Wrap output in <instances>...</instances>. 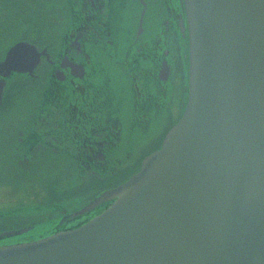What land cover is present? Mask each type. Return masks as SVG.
Listing matches in <instances>:
<instances>
[{
    "label": "water",
    "instance_id": "obj_1",
    "mask_svg": "<svg viewBox=\"0 0 264 264\" xmlns=\"http://www.w3.org/2000/svg\"><path fill=\"white\" fill-rule=\"evenodd\" d=\"M184 2L190 98L161 149L77 214L113 201L103 212L0 246V264H264V0ZM41 55L29 42L9 49L0 105L5 79L33 74ZM253 120L261 129L249 133ZM198 174L204 182L194 186Z\"/></svg>",
    "mask_w": 264,
    "mask_h": 264
},
{
    "label": "flooded vegetation",
    "instance_id": "obj_2",
    "mask_svg": "<svg viewBox=\"0 0 264 264\" xmlns=\"http://www.w3.org/2000/svg\"><path fill=\"white\" fill-rule=\"evenodd\" d=\"M18 2L4 11H19L15 8ZM184 3L60 0L58 7L54 4L57 13L55 9L51 24H40L32 17L19 18L17 39L12 45L7 46L1 35L0 48L5 50H0V62L20 41L35 45L42 55L33 74L13 72L5 79L0 106V174L11 180L22 178L23 195L8 207L20 208L19 216H14V221L2 218L0 234L29 230L25 236L0 237V246L40 239L35 226L46 217L51 221L56 202L72 193L85 194L82 185L72 180L74 176L84 180L90 166L100 174L106 163L121 161L123 167L116 170V175H131L160 147L167 131L164 135L148 134L152 126L148 103L167 113L165 125L169 129L181 118L189 98L190 44ZM106 8H114L116 13L109 21H101ZM24 28L30 31L28 36ZM120 45L127 50L120 52ZM92 48L114 52L117 64L127 71L126 89L100 74L98 55H93ZM73 66L81 70L75 72ZM120 108L121 113L112 114ZM122 124L133 128L138 140L133 145L129 134L124 133L120 145H107L113 134L121 136L118 127ZM62 161L77 162V167L68 169ZM46 168L51 173L42 180ZM31 201L42 203L45 209L29 210ZM84 217L64 211L61 224L75 225Z\"/></svg>",
    "mask_w": 264,
    "mask_h": 264
},
{
    "label": "rangeland",
    "instance_id": "obj_3",
    "mask_svg": "<svg viewBox=\"0 0 264 264\" xmlns=\"http://www.w3.org/2000/svg\"><path fill=\"white\" fill-rule=\"evenodd\" d=\"M7 3H3L2 0H0V37L1 35L4 36V40L6 41V45L9 46L10 44L12 45V42H14L17 39V35H18V19L19 18H24V20H27L28 18L30 19V17L35 18L36 21H38L40 24L42 23L43 25H48L51 24L50 18H52L55 14V7L54 4H57L56 6L58 7L60 4V0H6ZM19 1V2H18ZM18 2V5L15 7L16 9L20 8L19 11H11V13L4 11L7 10L9 8L13 7V4ZM29 4H28V3ZM5 8V9H4ZM1 12H3L4 15L1 14ZM56 13H57V9H56ZM24 35L28 36L29 32L27 29L24 28ZM2 48H0L1 50ZM5 49H2V51ZM131 131H129V137L133 143V145L135 144V141L138 140V137L134 136V131L133 128L130 129ZM132 162V161H130ZM61 163L66 164V161H62ZM121 164V161H120ZM129 165H132V163ZM109 168H107L106 171H108L109 173H111L112 177L115 179H120V175H116V170L114 169V165H112V163H110ZM121 166L123 167V163L121 164ZM134 167H132L133 169ZM48 168L45 169L44 172H42L43 174H41L40 179L43 180V178H46L45 176H49L50 175V171H46ZM57 170H59V167L56 168ZM113 169V170H112ZM60 171V170H59ZM104 171V172H106ZM59 173V172H57ZM99 178L95 180V182L100 181L102 179L101 176H98ZM120 177V178H118ZM87 181L85 182H81L80 180L76 179L73 177L72 183H76L79 182L80 185H82L83 189H85V192L91 191L90 189H86L85 186L89 181V175L86 177ZM0 179L3 180L5 183V186H2L0 184V211L5 210L6 208L8 209V207H11L14 203L18 202V200L20 199V197L23 195V192L21 190L22 188V178H18L17 180H11L8 177H4L2 176V174H0ZM92 182V181H91ZM95 184H91L90 186L93 187ZM74 197V194L72 193V195H70L68 197V199L64 200V201H57L56 205H61L59 208H56V210L61 214L63 212V208L62 206H68L70 202H73V200H71ZM11 211V210H9ZM20 209L16 210L14 213L8 215V216H4L2 218L6 217V220L8 221H14L16 216H19L20 214ZM22 211V210H21ZM15 216V217H14ZM43 217V216H42ZM1 218V219H2ZM45 218V217H43ZM46 219V218H45ZM19 225H25V223H21L19 222ZM69 226V225H68ZM39 231L36 230V235H39L40 233L45 234L47 232H50V229L52 228V225L50 224H41V226L36 227L35 229H38ZM21 235V236H25Z\"/></svg>",
    "mask_w": 264,
    "mask_h": 264
},
{
    "label": "bare ground",
    "instance_id": "obj_4",
    "mask_svg": "<svg viewBox=\"0 0 264 264\" xmlns=\"http://www.w3.org/2000/svg\"><path fill=\"white\" fill-rule=\"evenodd\" d=\"M69 2H70V0H69ZM125 10L130 13V9L129 8H125ZM115 13H116V10L114 8H106L105 9V13L101 14L100 20L101 21H103V20L104 21H109L110 19H112V17L114 16ZM110 23H113V22L110 21ZM63 29H65V27L61 28L60 31L63 32ZM60 40H61L60 43L62 44L63 43V35H61ZM189 44H190V40H189ZM124 50H127L126 46L125 45H120L119 51L122 52ZM91 51L94 52L93 55H98V59H97L96 63L100 67L99 68L100 74L102 76H104V78H106V79H112L113 82L116 85H118L119 87H121L123 89H126L125 88V86H126L125 85V80H127L126 79L127 78V71L125 70V68H122L120 65L117 64V61L112 56L114 54V52H112L110 50H106L105 48H95V50L92 48ZM189 55H190V45H189ZM190 56H189V61H190ZM189 76H190V68H189ZM188 87H189V83H188ZM187 104H188V102H187ZM187 104H186V107H187ZM186 107H185V109H186ZM122 110L123 109L120 108L118 111H116L115 113H112V114L118 115L119 113L122 112ZM148 112L152 115V126L149 127L148 130H147L149 135H152V136L164 135V133L167 131L165 133L166 134L165 138H166V136L171 131V129L178 124V123H176V124H174L172 127H170L168 129V127H166V125H165V120L167 119V116H166L167 113L162 111V110H160V109H157V107H154V106H152L149 103H148ZM113 120L115 121L116 118H113L112 121ZM118 129H119L118 133H120L121 136H119L116 133L113 134L112 136H110L108 138L107 145H109L111 147L115 146V145H118V144L120 145L121 142H122L120 140H123L124 133H128L129 134L130 133L129 131H131L130 128L124 126V124L119 125ZM260 129H261V126L256 120L251 121V123L249 125V133L257 132ZM58 166H60V164ZM72 166L73 167H75V166L77 167V162H68L64 167H66L68 169H71ZM64 167H63V169L66 170V168H64ZM46 171H50V169L48 168ZM227 171H228V168H227ZM97 174H98L97 168L94 167V166H90L89 170H88V174L85 176V178L88 175L89 176H93V175H97ZM74 178H76V176H74ZM202 182H204V176L202 174H198L196 176L195 180H194V186H199ZM4 183L5 182L0 179V184L2 186H5ZM91 184H93V181L91 182V180H90L87 185L89 186ZM80 195H81V193L77 194L76 196H80ZM31 202L32 203L29 204V210L42 212V210H43L42 209V206H43L42 203L38 202V204H37V203H34L33 201H31ZM110 205H107V206L103 207V211ZM21 208H23V207H21ZM17 209H20V208H17ZM103 211H101V212H103ZM101 212H99V214ZM78 227L79 226H73V228H78ZM62 231H64V229ZM47 236H49V235H47Z\"/></svg>",
    "mask_w": 264,
    "mask_h": 264
},
{
    "label": "trees",
    "instance_id": "obj_5",
    "mask_svg": "<svg viewBox=\"0 0 264 264\" xmlns=\"http://www.w3.org/2000/svg\"><path fill=\"white\" fill-rule=\"evenodd\" d=\"M121 176H122V174H120ZM118 178H120V177H118ZM93 180H96L95 178H93ZM99 187H102V186H99ZM88 188L90 189V190H92V192H98L99 190H101L102 188H99V189H97V188H93V187H91L90 185L88 186Z\"/></svg>",
    "mask_w": 264,
    "mask_h": 264
}]
</instances>
